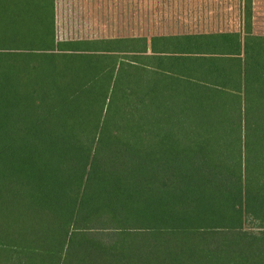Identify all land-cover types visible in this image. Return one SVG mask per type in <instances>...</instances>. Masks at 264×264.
Returning a JSON list of instances; mask_svg holds the SVG:
<instances>
[{"label": "trees", "instance_id": "16d2710c", "mask_svg": "<svg viewBox=\"0 0 264 264\" xmlns=\"http://www.w3.org/2000/svg\"><path fill=\"white\" fill-rule=\"evenodd\" d=\"M244 6L243 37L58 41L55 0H0V264H264Z\"/></svg>", "mask_w": 264, "mask_h": 264}, {"label": "rangeland", "instance_id": "374dc122", "mask_svg": "<svg viewBox=\"0 0 264 264\" xmlns=\"http://www.w3.org/2000/svg\"><path fill=\"white\" fill-rule=\"evenodd\" d=\"M246 0H59L57 37H131L234 30ZM253 29L264 34V0H251ZM96 5V7H95Z\"/></svg>", "mask_w": 264, "mask_h": 264}, {"label": "crops", "instance_id": "0c3cea01", "mask_svg": "<svg viewBox=\"0 0 264 264\" xmlns=\"http://www.w3.org/2000/svg\"><path fill=\"white\" fill-rule=\"evenodd\" d=\"M58 1L59 0H55V27H56V40L58 41H67V40H90V39H102L104 37H93V36H90V37H70V38H62V39H59L57 37V22L58 21ZM96 7V5H95ZM243 24L242 26L240 25L238 29H234V30H215V31H206V30H202V31H191V32H172V33H151V34H145L148 38V40L151 39L152 36H172V35H197V34H217V33H238L240 34L242 37L245 35V30H244V18L242 20ZM252 32L253 34H258V33H255L254 32V29H253V19H252ZM258 35H264V34H258ZM148 54H152L151 51L149 50L148 51Z\"/></svg>", "mask_w": 264, "mask_h": 264}]
</instances>
